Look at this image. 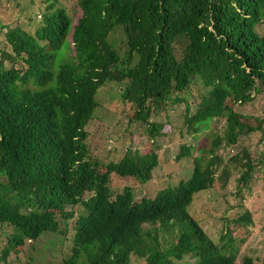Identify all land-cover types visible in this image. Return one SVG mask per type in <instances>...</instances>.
I'll list each match as a JSON object with an SVG mask.
<instances>
[{
	"label": "trees",
	"instance_id": "16d2710c",
	"mask_svg": "<svg viewBox=\"0 0 264 264\" xmlns=\"http://www.w3.org/2000/svg\"><path fill=\"white\" fill-rule=\"evenodd\" d=\"M26 1L40 15L34 33L8 27L2 32L8 46H0V222L13 228L0 250V264H7L10 248L47 231L53 235L36 247L42 251L37 264H49L44 253L54 264H78L84 255L65 249L70 229H88L86 217L72 221L59 195L73 174L86 171L85 162L76 163L75 151L95 138V126L104 117L100 89L111 82L122 89L119 102L129 123L143 125L153 140L148 151L129 149L121 159L124 170H119L141 183L166 162L155 151L162 124L149 117L165 109L167 101L184 102L183 124L194 136L212 119L225 117V127L222 134L203 135L211 141L205 145L209 158L195 156L191 174L174 187L168 185L173 182L169 173L154 199L135 207L128 196L113 207L102 199V220L93 222L96 230L87 234L85 244L95 235L98 244L107 239L106 246L123 254L118 264H124L129 249L145 256L144 264H237L244 236H234V228L251 224L250 213L214 215L222 221L215 244L186 206L194 193L215 183L223 160L218 149L238 147L226 154L219 179L225 183L230 167L235 168L240 199L264 162L263 154L255 165L248 148H239V137L254 127L230 105L252 101L253 92L264 89V33L256 28L264 22V0H75V15L50 9L53 3ZM117 28L123 31L122 53L108 41ZM177 40L185 41L179 55ZM199 81L207 88L198 92L192 112L188 96ZM263 122L264 115L258 124ZM178 147L176 162L191 153L187 144ZM143 222L151 223L149 229L141 228ZM256 258L251 248L240 264H255Z\"/></svg>",
	"mask_w": 264,
	"mask_h": 264
},
{
	"label": "rangeland",
	"instance_id": "374dc122",
	"mask_svg": "<svg viewBox=\"0 0 264 264\" xmlns=\"http://www.w3.org/2000/svg\"><path fill=\"white\" fill-rule=\"evenodd\" d=\"M41 2L43 6L53 3L54 6L50 8L52 10L61 7L70 14L75 15L78 12V9L77 11L73 9L75 0H56L55 2L54 0H41ZM39 16L35 7L26 0H0V23L3 25H0L2 26L0 28L2 30L0 32V46H8L3 35L8 27L20 26L25 31L34 33L37 24H39ZM256 28L261 33H264V22L258 23ZM122 38L123 31L121 28L112 31L108 37L109 42L116 43V48L120 53L124 49L123 43L121 44ZM175 45L176 52L179 55L181 47L185 45V41L177 40ZM15 66L17 67L18 63ZM206 88L201 81L191 85V92L188 98L192 102V112L195 109V103L198 101V92H206ZM121 90L119 85L114 82L107 83L100 89V101L103 103L102 113L104 117L98 119V122L102 121L98 132L92 131V133H96L95 138L91 139L90 149L92 154L100 157V160L103 162L117 159L127 146L132 150L148 151L149 144L153 141L147 137L143 125L140 123H136L135 125L129 123L128 117L123 110L125 105L119 102ZM252 95V101L244 104L230 102V105L235 112L242 114L244 117L242 119L243 122L254 127L253 131L239 137L238 144L239 148L243 146L248 148L252 154L254 164L258 165L257 162L264 154V122L261 125L258 124V121L264 115V89L260 87V91L253 92ZM184 109V102L167 101L165 109L151 113L149 117V120L161 122L162 124L160 135L155 139V151L158 152L160 157L166 159L164 164L161 162L162 165L160 164L153 169V180L145 185L146 192L150 196H153V192L156 189L162 187L169 173L173 175V182L168 183L169 187H173L171 185L178 183V179L189 176L193 170L195 156L198 158L204 156L205 160L209 158L210 154L207 153L205 145H208L211 141L203 137L205 133H213V130H216L218 134L223 133L225 117H220L212 119L209 126L202 129L204 131L198 132L199 135L194 136L186 125L183 124ZM181 144H187L191 147L190 156L184 157L180 162L173 161L175 153L179 151L178 146ZM237 150V146H225L217 150L223 160L219 164V171L217 170L214 173L215 183L208 189L194 193L188 209L190 214L197 219L202 230L205 231L215 244L219 242L218 232H220L222 221L214 217V215L224 213L225 216L236 217L248 211L251 217V224H248L246 228L241 226L234 228V236L237 237L238 234L244 236L234 262L240 264L243 255L252 248L258 257L254 259V263L261 264L264 261V162L259 164L262 167H257L253 171V180L250 182V187L248 190L242 191V199H240L239 195H235L237 191L235 168L230 167L231 175L225 183L219 179L222 174L220 169H222L227 161L228 155L226 154H234ZM103 169V167L99 168V170ZM126 183L135 186V189L138 191L136 197L140 198L142 191L137 186V183L135 181ZM111 184L115 186L113 190V194H115V192L121 189L124 182H119L113 178ZM230 226L232 228L234 224H230ZM12 232L13 228L11 226L0 225V250L6 248L8 238ZM49 235H53V233H42L36 240L27 239L23 245L10 248L6 256L7 264H37L38 261L40 263L42 251H37L36 247L39 248L46 239L48 241ZM33 246H35V250ZM43 258L49 264H54L50 253H44ZM143 263L144 261L135 257L130 261V264Z\"/></svg>",
	"mask_w": 264,
	"mask_h": 264
},
{
	"label": "clouds",
	"instance_id": "9594fccd",
	"mask_svg": "<svg viewBox=\"0 0 264 264\" xmlns=\"http://www.w3.org/2000/svg\"><path fill=\"white\" fill-rule=\"evenodd\" d=\"M101 125L102 121L98 122L95 128L99 130ZM88 138L89 137H87V140ZM129 149H131L129 146L125 147L117 159L108 160L107 162H103L100 160V157L93 155L90 146L88 145L78 148L75 151L77 153V158L75 160L76 163H80L81 161L85 162L81 167L82 170L86 169V171H83V174H73L68 180L65 190L60 193L59 197L63 198L62 202H60L65 206L64 211L68 212L72 221L76 222L78 218L85 216L88 223V229L84 233L78 229L75 230V228H72L68 234L67 241L70 243L65 251L70 253L72 251L73 253L78 254L83 251L85 252L84 255L79 258L78 264H85L86 260L89 264H118V260L123 257V254L117 251L118 247L110 249L109 246H106L108 242L107 239H105L101 244H98L96 235L93 241L85 244L87 234L91 230H96L92 229L93 222L100 223L102 220V209L100 206L102 199H105L106 202L113 207V205L117 202V199L128 196L130 197L129 205L135 207L139 206L143 199H154L157 192L166 187L162 185L161 188H158L153 192V196H150L146 192L145 185L153 180L152 175L151 179L141 183L127 173L121 172V170H124V163L121 159L129 151ZM83 153H85V156L83 157V160H81L80 158H82ZM38 167L40 169L42 168L41 165H38ZM100 167H103L104 169L99 170ZM119 168H121V170H119ZM113 178L119 182H124L121 189L115 192V194H113L115 186L111 184ZM129 181H135L137 186H139L142 191L140 198L136 197L138 191L135 189V186L126 183ZM171 186L174 187V185ZM189 204L186 206L188 212ZM56 217L57 220H59L61 217L60 213H58ZM0 225H3L2 221L0 222ZM150 225V222H143L141 224V228L149 229ZM171 232L175 233L174 231ZM162 243L163 242L161 241L160 245H162ZM110 251H113V253ZM133 252V249L128 250V253L125 254V257L123 258L124 264H130L133 257L141 259L145 263V256H140L139 254L136 255Z\"/></svg>",
	"mask_w": 264,
	"mask_h": 264
}]
</instances>
